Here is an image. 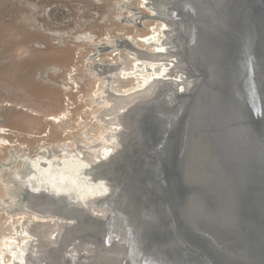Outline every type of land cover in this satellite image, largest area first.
I'll return each instance as SVG.
<instances>
[{"label":"water","instance_id":"obj_1","mask_svg":"<svg viewBox=\"0 0 264 264\" xmlns=\"http://www.w3.org/2000/svg\"><path fill=\"white\" fill-rule=\"evenodd\" d=\"M193 7L198 22L211 11ZM219 8L227 13L211 28L188 31L198 55L218 73L203 98L200 130L191 123L193 99L177 121L173 111L166 115L167 132L175 123L177 130L164 145L146 125L152 120L146 123L150 114L144 111V155L126 172L115 207L136 228L146 226L143 238L133 235L131 253L143 240V259L153 254L161 264H264V0H229ZM58 180L73 196L83 187L80 175Z\"/></svg>","mask_w":264,"mask_h":264},{"label":"bare ground","instance_id":"obj_2","mask_svg":"<svg viewBox=\"0 0 264 264\" xmlns=\"http://www.w3.org/2000/svg\"><path fill=\"white\" fill-rule=\"evenodd\" d=\"M139 1L148 6V0ZM228 2H165L160 12L167 17L157 18L148 26L147 33L138 38V45L147 50L139 52L137 47L129 44L132 59L129 66L113 68L121 79L129 82L128 85L112 93L106 88L107 82L103 81L104 106L99 115L107 125L103 123L96 137L89 138V143H93L92 152L85 156L80 148L76 149L81 151L72 152L66 148L65 142L63 147L66 150L62 148L59 157L46 158L43 156L46 152L38 151L31 160L25 158L21 161L23 170L7 172L3 193L22 200L18 202L21 205L18 210L20 214L30 215V221L24 217L9 221L8 233L0 234V264H161L153 254L143 259V240L131 253L133 235L143 238L146 226L136 228L128 213L115 209L123 195L121 182L126 172H130L132 162L137 164L139 157L144 155L142 138L146 139V134L144 137L140 131L144 111L150 114L146 123L152 120L146 125L164 145L166 137L177 130L175 123L167 132L166 115L173 111L175 116L172 118L176 120L193 99L191 123L194 122L195 131L200 130L196 121H203L207 111L203 98L208 96L218 73L203 62L204 58L198 55L199 49L188 37V31L199 29L201 24L211 28L216 17L220 19L225 15L224 9L216 11L220 9L219 5L224 7ZM200 4L211 11L204 13L198 22L199 11L192 8ZM175 81L179 82L178 88ZM59 117L53 119L59 120ZM134 150L138 154L132 159ZM67 173L80 175L83 179L82 189L74 196L68 187L59 185L58 179ZM49 176L52 179L46 182ZM46 223L49 226L47 232L42 229ZM198 260L195 259V264H204Z\"/></svg>","mask_w":264,"mask_h":264},{"label":"rangeland","instance_id":"obj_3","mask_svg":"<svg viewBox=\"0 0 264 264\" xmlns=\"http://www.w3.org/2000/svg\"><path fill=\"white\" fill-rule=\"evenodd\" d=\"M168 1L0 0V234L11 219L30 221L3 193L5 176L38 151L92 152L89 138L107 125L103 81L112 93L128 85L113 68L129 66V44L147 50L138 38Z\"/></svg>","mask_w":264,"mask_h":264}]
</instances>
